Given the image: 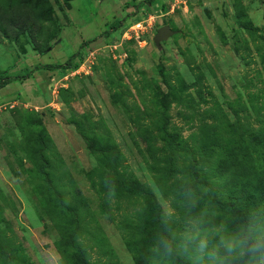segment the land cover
Returning <instances> with one entry per match:
<instances>
[{"label": "rangeland", "instance_id": "374dc122", "mask_svg": "<svg viewBox=\"0 0 264 264\" xmlns=\"http://www.w3.org/2000/svg\"><path fill=\"white\" fill-rule=\"evenodd\" d=\"M20 4L0 0V77L29 75L0 89V264H193L200 239L264 235V0ZM229 151L246 159L236 227Z\"/></svg>", "mask_w": 264, "mask_h": 264}, {"label": "trees", "instance_id": "16d2710c", "mask_svg": "<svg viewBox=\"0 0 264 264\" xmlns=\"http://www.w3.org/2000/svg\"><path fill=\"white\" fill-rule=\"evenodd\" d=\"M19 1H21L20 5H23V6H24L23 3L26 4V2H32L35 9H37L40 4H44L48 0H19ZM150 1L152 2L153 0H150ZM39 12L40 11L35 12V13H33V15L38 17ZM122 23H123V20H117V19L113 20L109 24V29L104 30L101 33V36L103 38L108 37L110 32L117 30L119 27L122 26ZM0 33L3 34L4 37L8 36V27L5 26V24L2 21H0ZM47 49L48 48L43 49L42 53L46 52ZM77 55H78V53L73 54L66 61L65 64H58V65L46 64L43 66V68L46 70H56V69L63 68V67H69L71 65V61ZM27 77H29V75H23V76L6 75V76H2V77H0V89L5 87L6 85L10 84L11 82L18 81L20 79H24ZM203 138H206V137H203ZM40 140H41V142H45V140H42L41 138H40ZM164 141L166 142L167 147L169 149L174 150L175 152L176 151H181V152H188L189 151V145L187 143V140L184 139L182 136H180V134H178L177 132L171 131L170 133H167ZM208 142H209V138L207 141L202 140V138H201V142L199 141V143H200L199 148L201 147L202 143H205L204 145H207ZM243 146H244V142H243ZM199 154H200V152H199ZM203 155H204V152H202V149H201L200 156H201V160L204 163ZM229 155H231L233 158H231L229 161H228V159L226 161H221V162L217 163L216 166H217V172H218L219 177L227 176L230 178V184H231L233 189L227 188L226 192H227L228 196L226 199L223 200V205H227V208L230 210V215H233V217L227 218L226 223L230 222L233 227H236L239 225L240 219H243L242 214H243L244 208H245L244 198H243L241 193L245 189L246 180H245V182H243L242 179H243V176H245V174H246V166H245L246 162L244 163V160L246 161V159H245V153H242L243 158L241 160H235L236 157L234 158V154H230V151H229ZM231 167H235V170L232 169ZM193 171H194L195 176L199 179L200 183L205 184V185L211 184V180H209L208 177L205 176L206 172L203 169H201L200 173H198L199 171L197 172L196 166H193ZM136 184L146 188L144 190L149 191L148 187L145 184H141L137 180H136ZM60 203H61V201H60ZM71 204L72 205L70 206V208L73 209L78 205V202H76L73 199V202ZM223 215L227 216V214L225 212L222 214V216Z\"/></svg>", "mask_w": 264, "mask_h": 264}, {"label": "clouds", "instance_id": "9594fccd", "mask_svg": "<svg viewBox=\"0 0 264 264\" xmlns=\"http://www.w3.org/2000/svg\"><path fill=\"white\" fill-rule=\"evenodd\" d=\"M252 243L236 241L235 239L222 240L219 247H223L224 255H220L219 247L209 251V242L200 239L196 243L194 254L189 256L193 264H204L207 259L210 264H264V235L252 237Z\"/></svg>", "mask_w": 264, "mask_h": 264}, {"label": "water", "instance_id": "95a60500", "mask_svg": "<svg viewBox=\"0 0 264 264\" xmlns=\"http://www.w3.org/2000/svg\"><path fill=\"white\" fill-rule=\"evenodd\" d=\"M173 32L170 30L168 26H163L159 29L158 37L161 39H165L170 36Z\"/></svg>", "mask_w": 264, "mask_h": 264}, {"label": "built area", "instance_id": "2783aa9c", "mask_svg": "<svg viewBox=\"0 0 264 264\" xmlns=\"http://www.w3.org/2000/svg\"><path fill=\"white\" fill-rule=\"evenodd\" d=\"M151 19H152V16H149L148 21L151 20ZM134 28L136 30L142 29L143 28L142 22H140V21L136 22V24L134 25Z\"/></svg>", "mask_w": 264, "mask_h": 264}]
</instances>
